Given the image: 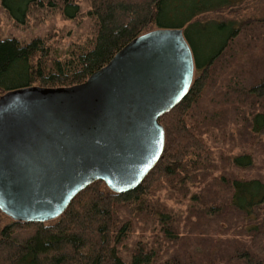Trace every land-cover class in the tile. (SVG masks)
Returning a JSON list of instances; mask_svg holds the SVG:
<instances>
[{
	"label": "trees",
	"instance_id": "obj_1",
	"mask_svg": "<svg viewBox=\"0 0 264 264\" xmlns=\"http://www.w3.org/2000/svg\"><path fill=\"white\" fill-rule=\"evenodd\" d=\"M243 1L0 0L15 27L57 13L86 30L64 51L60 33H0V93L83 81L156 27L182 28L194 61L141 182L114 192L93 180L46 221L0 211V264H264V13L209 17Z\"/></svg>",
	"mask_w": 264,
	"mask_h": 264
},
{
	"label": "water",
	"instance_id": "obj_2",
	"mask_svg": "<svg viewBox=\"0 0 264 264\" xmlns=\"http://www.w3.org/2000/svg\"><path fill=\"white\" fill-rule=\"evenodd\" d=\"M194 61L180 27L137 34L83 81L0 93V211L57 217L89 182L137 186L161 155L159 116L187 93Z\"/></svg>",
	"mask_w": 264,
	"mask_h": 264
},
{
	"label": "rangeland",
	"instance_id": "obj_3",
	"mask_svg": "<svg viewBox=\"0 0 264 264\" xmlns=\"http://www.w3.org/2000/svg\"><path fill=\"white\" fill-rule=\"evenodd\" d=\"M77 2L80 0H76ZM264 13V0H244L239 5H235L232 8L223 10L218 13H211L209 17H230L238 20H246L248 18H261ZM40 17H45L44 13ZM34 19L32 15L28 17V25L25 27H15L14 22L11 21L5 12L0 8V33L2 35H14L19 38H30L35 35L45 36L48 31L61 35L63 41L57 45V48L64 51L71 42L81 41L85 37L86 30L79 27L76 20H67L60 17L59 14L50 17L49 19L40 21L38 27L34 26ZM48 19V20H47ZM31 25V26H30ZM85 25V24H84ZM52 28V29H51ZM77 42V43H78ZM70 46V45H69ZM168 203H172V200H167ZM6 221L7 218L3 217ZM225 264H245L242 260H232Z\"/></svg>",
	"mask_w": 264,
	"mask_h": 264
},
{
	"label": "flooded vegetation",
	"instance_id": "obj_4",
	"mask_svg": "<svg viewBox=\"0 0 264 264\" xmlns=\"http://www.w3.org/2000/svg\"><path fill=\"white\" fill-rule=\"evenodd\" d=\"M194 74V73H193Z\"/></svg>",
	"mask_w": 264,
	"mask_h": 264
}]
</instances>
